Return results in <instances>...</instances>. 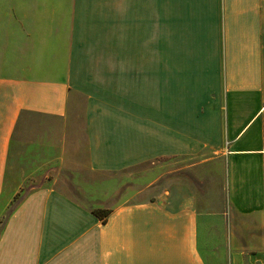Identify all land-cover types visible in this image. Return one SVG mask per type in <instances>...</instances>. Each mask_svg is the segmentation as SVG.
<instances>
[{
	"label": "crops",
	"instance_id": "crops-1",
	"mask_svg": "<svg viewBox=\"0 0 264 264\" xmlns=\"http://www.w3.org/2000/svg\"><path fill=\"white\" fill-rule=\"evenodd\" d=\"M32 118L78 157L27 191ZM149 164L168 188L126 203ZM14 202L0 264H264V0H0V220Z\"/></svg>",
	"mask_w": 264,
	"mask_h": 264
},
{
	"label": "rangeland",
	"instance_id": "rangeland-1",
	"mask_svg": "<svg viewBox=\"0 0 264 264\" xmlns=\"http://www.w3.org/2000/svg\"><path fill=\"white\" fill-rule=\"evenodd\" d=\"M31 120L35 122V124H28L24 127L20 136L23 142L17 145L15 156L9 157V168L12 170H10L8 177L10 181L12 180V186H24L25 183H27V188L24 187V190L27 191L34 186L36 187V183L51 179V167L60 158H63L65 162L74 163L76 161L75 158L78 157L72 155L71 152L69 155L63 157L54 156L52 144L53 142L55 143V140L49 139L52 132V130H47V128H49L47 124L49 123L40 121L37 118H32ZM65 130L68 133L64 136H68L69 133L71 134L70 128ZM70 142L72 143V141H69L67 144ZM31 144H34V148H30ZM193 162V160H186L182 163H178L176 160H173L171 165L166 166V170L168 168L171 171H175ZM163 172L164 169L162 165L149 164L122 173L120 177L124 183V201L130 204L134 202H144L153 199L154 196L162 195L164 188H168L166 181L164 184ZM178 174L179 172H173L170 178L174 181ZM165 179H168L167 173ZM154 180H156L155 183L149 186ZM175 188L179 189V184L173 186V189ZM178 189L176 190L178 191ZM176 194V196L179 195V193ZM209 200L213 201L214 196L209 198ZM14 201H16V199ZM15 204L14 202L9 205V210H7L6 214L0 220V231L3 228L5 218L14 208Z\"/></svg>",
	"mask_w": 264,
	"mask_h": 264
},
{
	"label": "trees",
	"instance_id": "trees-1",
	"mask_svg": "<svg viewBox=\"0 0 264 264\" xmlns=\"http://www.w3.org/2000/svg\"><path fill=\"white\" fill-rule=\"evenodd\" d=\"M109 211L107 210H93L92 214L98 218L99 220L105 221V218L109 215Z\"/></svg>",
	"mask_w": 264,
	"mask_h": 264
}]
</instances>
